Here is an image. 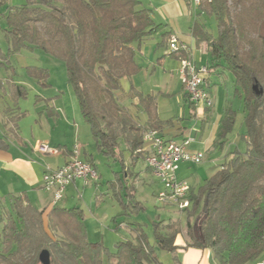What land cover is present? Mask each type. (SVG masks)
I'll use <instances>...</instances> for the list:
<instances>
[{
  "label": "trees",
  "instance_id": "trees-1",
  "mask_svg": "<svg viewBox=\"0 0 264 264\" xmlns=\"http://www.w3.org/2000/svg\"><path fill=\"white\" fill-rule=\"evenodd\" d=\"M197 8L215 18V33L196 22L194 38L197 45H207L216 66L234 75L247 149L228 152L215 173L191 186V205L181 210L187 214L184 226L190 241L178 243L185 236L179 220L157 218L153 236L157 247L170 253L209 248L217 264H255L264 254V0H203ZM6 18L4 34L11 53L41 48L65 63L83 119L98 149L108 157L125 165L124 143L133 161L139 159L145 148L144 132L161 133L173 122L159 117L153 94L131 85L129 95L138 99L146 114L141 125L118 95L122 80L141 70L136 61L140 45L166 27L139 0H27L12 7ZM167 37H172L170 32L163 34ZM171 54L187 58L183 49ZM26 73L49 85L48 68L27 66ZM17 91L27 94L22 86ZM237 115L231 107L226 110L214 144L219 151L228 143ZM87 161L95 167L91 159ZM132 188L126 186L129 200L121 201L124 214L133 203L136 210L142 207ZM115 194L121 197L116 188ZM11 204L5 216L0 215V264H42L43 249L50 251L51 264H105L106 255L107 264H163L139 222L128 223L134 235L110 249L89 240L80 206L40 210L25 194L12 196Z\"/></svg>",
  "mask_w": 264,
  "mask_h": 264
},
{
  "label": "crops",
  "instance_id": "crops-1",
  "mask_svg": "<svg viewBox=\"0 0 264 264\" xmlns=\"http://www.w3.org/2000/svg\"><path fill=\"white\" fill-rule=\"evenodd\" d=\"M22 1L23 2L20 5L26 3L25 0ZM139 1L141 6L152 10V16L157 23L165 24L166 27L162 31L152 35L140 45L137 50L136 61L141 66L140 71L145 72V74L149 72L154 74L158 68L161 72L158 74L159 78L154 80V85L149 89L138 84V79H136L137 74L130 79L124 78L122 80L123 89L118 93L119 98L122 104L130 110L135 119L143 125L147 119L146 114L140 109L138 99L129 95L130 87L133 85L138 91L145 94H153L156 98L159 117L163 120L172 119L173 121L170 125L165 126L160 134L167 139H173L178 142H184L185 140L190 139V143L188 144L189 150L193 152H204L205 156L206 154H211V158L216 160V163H214L215 166L209 175L211 176L223 163L228 152H231L229 143L226 144L223 151L217 150L214 146L226 110L231 107L239 112L237 106L241 103L243 112L242 101L235 94L234 75L225 70L222 66L215 65L205 43L197 45L194 38V25L196 22H204L202 21L203 13H200L192 0ZM167 32H170L172 37L177 38L179 43L184 47L183 50L187 54L186 59H192L198 66H208L210 69L209 74L205 78L204 87L210 93L213 99V105L210 107L200 105L193 109L190 107V111L193 113L192 115H194L195 119L202 122L201 126H198V128L189 127L187 125V116L184 112L183 115H178L177 111L170 113L165 110L164 105H161L163 99L162 95L170 93L167 92V85L169 86V83H172L175 78H178L177 81H179V83H181L182 80L180 74L181 62L179 61L182 58L164 52L162 49V47H165L166 49L168 48L170 37H167L166 39L163 38V34ZM155 35L160 36V39H157V41L155 39V41H153L155 43H152V41L151 43H147L154 38ZM17 86H22L25 89L15 77H0V201H4L7 198L11 199L12 196L25 194L36 208L40 210L49 209L52 206V200L51 198H48L45 203H43L44 199L42 193H45L46 191L44 188L43 176L46 167L50 162L46 160V155L38 150V146L42 143H48L51 145L52 139L45 136V132L47 131L46 127L51 124L53 127L55 122H63L64 117H62L63 115L60 107L57 106L54 101H49L52 98L45 97L41 94L37 95L34 103L33 125L37 126L38 124H41L40 126L43 128L44 134H39L37 132L32 139H28L23 135L22 122L27 113H31L33 109H23L20 105L21 97L27 98L28 92L25 96L19 95ZM182 92L186 103L189 105L190 103L186 99L184 88ZM50 106H52L53 109H49L48 107ZM235 138H233L234 143L236 140ZM57 144L60 146L64 145L63 142L59 140H57ZM124 146L126 149L127 146L125 144ZM237 146L238 144L236 143V147ZM145 149L147 150L146 144ZM69 153L70 152H66L63 158L57 157L54 159V161H57V164L53 165L50 163L49 165L55 167L61 164L63 165V163L68 160ZM144 155L142 158H145ZM89 159L91 158L88 157L84 160ZM135 160H137V158H135ZM94 164L95 167L98 168L95 162ZM181 165L178 171L179 177L181 179H187L191 183L189 180L190 178L186 173L184 174V172L181 171ZM146 169L156 177L147 165ZM209 176H206L203 181ZM95 183H97V181ZM200 184H202V182L194 185L191 183V186L197 187ZM80 186H85V184L82 180L78 179L67 187V191L71 189V191L78 190L80 192ZM67 191L66 196L62 201H69L70 198L68 199ZM95 195H97V193ZM62 201L59 203L60 206H62ZM75 201L76 198L73 197V202L75 204L71 207L80 206L84 209L83 205L79 202L76 203ZM41 203L43 204L39 207ZM135 221L139 222L137 220ZM131 222L132 221L127 220L120 221L121 226L125 227L123 230L126 236L125 239L131 238L134 235L127 225ZM139 223L145 230L144 224L141 222ZM85 225L89 240L95 244L99 243V241L91 240L88 232L89 226L93 229H100L99 221L95 218L85 220ZM119 225L116 226L118 229ZM109 240L110 235L108 234L107 239L102 242L105 243V246L109 247L107 245ZM184 242L185 237L180 236L178 238V243L182 244ZM172 254L174 257L170 264H217L213 257L212 250L209 248L199 249L190 247L188 249H179ZM263 259L264 254L259 260Z\"/></svg>",
  "mask_w": 264,
  "mask_h": 264
},
{
  "label": "rangeland",
  "instance_id": "rangeland-1",
  "mask_svg": "<svg viewBox=\"0 0 264 264\" xmlns=\"http://www.w3.org/2000/svg\"><path fill=\"white\" fill-rule=\"evenodd\" d=\"M22 2V0H0V77H15L16 80H18V82H20L25 89H27L26 91L28 92V97H21L20 105L23 109L33 110L31 113H27L24 117L22 122L23 135H25L28 139H32L37 132L39 134H44V130L40 126L41 124H38L37 126L33 125L35 98H37V95L39 94L52 98L49 101H54L55 104L60 107L64 120L63 122H55L53 127L52 124L50 126L47 125L46 127L47 131L45 132V136L51 138L52 143L51 145L48 143L44 144H47L54 150L56 149L58 151L57 154H53L52 152H43L46 155V160L55 165L57 164V161H54V159L57 157L63 158L66 152H70L68 154L69 159L72 152L77 147L80 151V157L82 159L89 157L97 164L98 168L96 169L100 175L97 183L92 182L88 185L80 186V192L78 190L71 191V189L67 191L68 199H70L69 201H62L61 205L65 207L73 206V204H75L73 202V197H75V202H79L85 209V220L95 218L99 221L100 229H93L89 226L88 232L90 239L102 242L107 239L109 234L110 240L107 245L110 249L115 248L117 241L124 240L126 238L123 232L125 227H122L121 224L119 225L121 220H137L143 223L145 231L148 233L149 239L155 247L157 257L164 264H170L174 255L170 252L159 249L155 244L153 236V222L157 220V218L179 220L184 226L187 223L186 212L158 200L157 196L160 190L163 189V185L157 177H154L147 171L145 158L140 157L139 159L133 161L130 153L124 148V143H122L121 148L122 150L125 149V165H123L122 162L108 157L98 149L93 138L90 125L83 119L77 96L68 80L66 65L62 60L46 53L41 48H24L17 53H11L9 51V43L4 34V28L8 25L6 14L12 7L19 6ZM25 2H27V0H25ZM230 4H232L231 1ZM202 21L212 32L215 33L217 31L215 18L212 15L203 13ZM171 38L172 37L169 39V43ZM155 39L157 41V39H160V36L155 35L154 38L149 40L147 43H151V41L152 43H155L153 42ZM169 43L167 49L165 47H162V49L164 52H168L170 54L172 53V49L169 47ZM179 45L181 44L179 43ZM179 61L181 62V59ZM27 66H42L48 68L50 72L48 80L49 85L44 86L38 83L37 80L31 78L26 73ZM160 72L161 70H159V68L154 74L150 72L147 74L141 71L138 72L136 76L138 84L147 89L151 88L154 85V80L159 78L158 74ZM177 79L178 78H175L172 83H169V86L167 85V92L170 93L162 95L163 103L161 102V105H164L165 110L170 113L177 111L178 115H183L184 112L187 116V125L189 127L198 128V126H201L202 122L197 121L194 115H192L193 113L190 111V104L188 105L186 103L182 92L183 82L181 80V83H179ZM208 94L212 99L209 92ZM204 102L206 101L204 100ZM237 107L239 112L234 130L228 143L230 151L238 150L245 153L247 149V142L244 138L246 126L243 123L241 103ZM233 138L236 139L235 143ZM57 140L63 142L64 145H58L59 143L57 144ZM236 143L238 144L237 147ZM144 153L145 155L147 153L145 148L143 155ZM211 156V154H206L203 161L198 164L184 163L181 165V171L184 172V174L186 173L193 185L203 182V179L211 174L212 169L215 166L214 163H216V160H213ZM49 164L48 166H50ZM58 166H62V164ZM50 167L56 168L55 166ZM122 184L123 186H121ZM127 185H133L134 188H132V192L134 194V199L141 202L142 207L136 210L133 203V205H131L132 207L128 209V214H124V207L122 206L121 201L129 200V197L127 196L128 191L126 190ZM115 188L121 192V197L115 194ZM46 191L45 193H42L44 199L43 203H45L48 198H51V200L53 198V193ZM96 193L98 197L95 195ZM43 203L38 206L41 207ZM11 206V199L7 198L4 201L1 200L0 215L4 217L6 210L10 209ZM44 219L46 221V215L44 216ZM117 225H119V229L116 227ZM2 226L3 223L0 222V229ZM183 233L185 235V239L190 241L185 226L183 228ZM1 250L2 242L0 240V252ZM104 262L107 264V255L104 258Z\"/></svg>",
  "mask_w": 264,
  "mask_h": 264
},
{
  "label": "built area",
  "instance_id": "built-area-1",
  "mask_svg": "<svg viewBox=\"0 0 264 264\" xmlns=\"http://www.w3.org/2000/svg\"><path fill=\"white\" fill-rule=\"evenodd\" d=\"M203 0H193L196 7L200 6ZM169 47L173 51L183 49L177 38L172 37ZM180 74L183 82L184 92L190 102L195 106H212L213 102H204L205 78L209 74L208 66H198L192 59H181ZM144 141L147 145L145 161L156 177H160L163 189L158 193V200L167 203L179 210H184L191 205L189 191L191 183L187 179H181L178 175L182 163L198 164L205 158L204 152H193L188 149L190 139L178 142L167 139L156 130H146ZM38 150L46 153L57 154L58 151L47 144H40ZM82 180L85 185L96 182L99 179L96 171H93V164L80 157V151L76 149L71 157L62 165L56 168L47 166L44 172L43 181L45 190L53 193L51 205H59L65 198L67 187L76 180ZM255 264H264V259Z\"/></svg>",
  "mask_w": 264,
  "mask_h": 264
},
{
  "label": "water",
  "instance_id": "water-1",
  "mask_svg": "<svg viewBox=\"0 0 264 264\" xmlns=\"http://www.w3.org/2000/svg\"><path fill=\"white\" fill-rule=\"evenodd\" d=\"M39 260L42 264H51V253L48 249H43L39 254Z\"/></svg>",
  "mask_w": 264,
  "mask_h": 264
},
{
  "label": "bare ground",
  "instance_id": "bare-ground-1",
  "mask_svg": "<svg viewBox=\"0 0 264 264\" xmlns=\"http://www.w3.org/2000/svg\"><path fill=\"white\" fill-rule=\"evenodd\" d=\"M193 1V0H192ZM194 5L196 6V2H193ZM204 100L206 102H213L212 99L210 98L209 94L207 92H204ZM93 171L97 172V169L93 166ZM97 175H99V173L97 172ZM160 180V177H157Z\"/></svg>",
  "mask_w": 264,
  "mask_h": 264
}]
</instances>
